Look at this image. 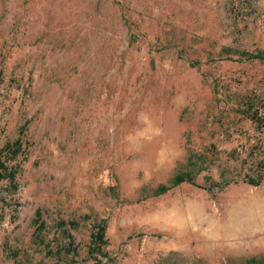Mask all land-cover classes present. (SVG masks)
Masks as SVG:
<instances>
[{
  "label": "rangeland",
  "instance_id": "1",
  "mask_svg": "<svg viewBox=\"0 0 264 264\" xmlns=\"http://www.w3.org/2000/svg\"><path fill=\"white\" fill-rule=\"evenodd\" d=\"M261 160L264 0H0V264L264 258Z\"/></svg>",
  "mask_w": 264,
  "mask_h": 264
},
{
  "label": "trees",
  "instance_id": "2",
  "mask_svg": "<svg viewBox=\"0 0 264 264\" xmlns=\"http://www.w3.org/2000/svg\"><path fill=\"white\" fill-rule=\"evenodd\" d=\"M246 55L248 59H260L262 58L263 54L258 53H246L243 54ZM252 119L255 121V123H259L255 117L252 116ZM194 155H190V160H189V165H192V159ZM261 167L264 169V160L260 161ZM202 171H205V168H200L198 169L196 174L201 173ZM5 173L2 176V179H9L11 182H16V172L13 171H8V168H5ZM193 169H187V170H182L179 171L168 184H161L155 191L154 196H161L169 192L170 190L178 187L179 185L183 183H190V184H196L195 182V175ZM247 183L254 185V186H259L261 183L264 181V174L260 173L258 174L257 177H253L248 175L247 178ZM216 186H219L220 183L213 182ZM230 182L226 183L225 186L229 185ZM95 230L92 233V250L90 253L92 254H99L104 257H109L108 252L106 251V247L108 246V239L106 238V221H101L95 224ZM246 264H264V258H259V257H252L249 259Z\"/></svg>",
  "mask_w": 264,
  "mask_h": 264
}]
</instances>
